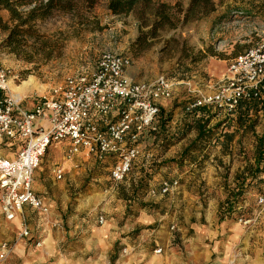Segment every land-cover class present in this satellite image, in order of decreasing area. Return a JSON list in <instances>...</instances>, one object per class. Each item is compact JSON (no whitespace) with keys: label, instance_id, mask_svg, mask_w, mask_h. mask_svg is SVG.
<instances>
[{"label":"rangeland","instance_id":"obj_1","mask_svg":"<svg viewBox=\"0 0 264 264\" xmlns=\"http://www.w3.org/2000/svg\"><path fill=\"white\" fill-rule=\"evenodd\" d=\"M75 1L78 3L74 11L68 13L54 12L46 18L36 21L34 28L38 36L28 37L25 41H22L21 46H6L4 41L8 36V31L0 28V61L12 76L10 85L19 86L23 81L33 85L22 96L49 93L53 87L66 77L91 71L99 56L109 51L126 54L130 57L131 64L128 68L131 75H127V77L132 81L149 82L159 76L171 79L174 82L173 93L170 98L164 100H171L176 96L171 101V104H174L173 102L176 99L185 95V98L188 97L189 99H182L181 101L182 104L186 103L185 107H187L196 97L211 94L215 91L219 80L227 73L231 61L248 48L259 45L264 38V0H212L214 2L212 12L199 20L160 31L159 36L155 38L148 49L138 55H132L128 50V46L138 33L137 20L133 14L112 15L107 10V0H98L90 10H86L82 6V0ZM154 1L167 2L181 9H186L189 3V0ZM28 8L26 7L24 10ZM242 9H251L255 12L257 10V13L247 14L241 12ZM0 14L11 26L12 22L9 21L8 12L5 11ZM171 39L174 40L170 41ZM12 48H15L16 51H12ZM184 48H187L189 53L193 52L192 54H196L201 50L206 55L198 61L190 62L188 57L183 55L182 50ZM209 50L215 52V55H210ZM180 77L183 78L180 79ZM161 108L159 111L160 127L157 123V134H151L152 136L143 140L141 143L143 145L142 154L134 162L130 172L122 182L114 183L109 178L108 168L101 165L104 162L100 164L92 161H79L78 158L70 162L64 159L63 152L59 147L51 146L45 152L34 172V187L41 194L43 185H51L53 189L50 191L45 189L43 196L53 199L50 196L54 193L59 198V202H68L66 209H57V212L53 214V219L59 220L58 223H50V219L46 220V215L51 211L49 208L47 214H40L32 209L26 210L22 220L29 234L25 237L20 235V225L7 221L0 211V241L5 242L9 249L5 258L0 260V264H20L22 257L11 251L17 241L24 245L25 255L21 256L27 260L42 258L40 255L43 250H48L56 244L58 253L56 255L52 253L50 258L52 262L56 260L60 264H70L72 259L86 254L93 256L92 258L100 259L99 254L102 250L108 249L106 259L114 263L119 258L120 253L124 254L125 252V244L121 238L127 232L120 233V228L127 219L132 221L138 216L139 212L144 210L161 214L168 205L173 207V203L168 201L169 199L164 200L162 198L158 202L156 197L164 195L167 198L173 195L178 186L184 183V179H174L177 184L165 195L160 191L161 182L174 181L163 177L165 173H162V181L158 186L152 184L151 178L146 192H139L138 195L132 196L129 200L119 198L117 195L118 184L128 183L132 179L137 180L136 178L140 175V168L155 172L163 162L176 160L180 157L181 152L179 151L173 154L176 155L175 157H164L159 161L158 155L163 152V148L165 150L167 148L164 144L158 150H155L152 145H148V148L144 150L148 140L151 141L153 138L155 140V136L168 134L169 127L167 125L169 122L161 127L160 120L168 115L171 119L174 114L171 109ZM206 108L214 113L217 116L216 118H221L223 115V119L221 118L218 121L220 126L231 123L229 120L230 112L214 107ZM184 113L188 117V113ZM199 115H202V112ZM190 118L189 124H194L195 120L192 116ZM253 118L257 120L254 127L255 133H261L264 129V113L259 112ZM185 124H188V122ZM185 124L181 126V129ZM236 131L238 133L235 134L234 138L236 139L237 149L235 154L237 159L243 162L244 157L247 158L251 154V150L248 152L246 148L248 146L247 142L252 140L253 143V137L251 132L243 133L242 128H238ZM187 135L189 137L185 142L189 144L196 136V128L192 127ZM212 142L214 141L212 140ZM212 146L219 147L215 144L210 147ZM147 149H151V151ZM215 161L214 164L218 166L216 167L217 175L221 176L217 189H220L223 195L216 206V216L219 220L229 219L233 223L243 226L246 236L245 242L240 245L247 244L249 246L246 253H250L253 245L255 248L261 249L257 253L258 258L256 259H254V251L251 252L254 262L249 255L246 256L242 252L244 261L241 258L237 264H264V202L258 203L257 201L259 196H264V176L262 177L263 183L259 185L258 189L253 188L249 189L251 192H244L245 199L243 203L233 207L231 215L226 214L220 218L218 205L226 197L222 186L225 182L224 177L226 182L230 184L234 173L232 174L230 170L231 159L228 162L221 158L215 159ZM142 164H146V167H143ZM55 165H59L63 169L64 173L60 179H57L52 172ZM185 165V163H182L181 166L184 167ZM201 166L202 164L195 168ZM163 167H166V165ZM169 167L171 168L172 165ZM175 168L180 170L179 166ZM195 176L192 181L197 179L195 186L198 187L200 193L202 189V196L199 194L200 197L197 202H185L183 208L180 204L175 207L180 210L186 206L187 214L185 216L187 218L183 220L181 216L179 218L180 223H178L177 218L168 226L169 231L173 232V235L179 241V246L183 241L180 238L182 235H184L185 242L191 244L192 257L196 254L198 246L202 244V233L189 227L190 222L196 220L192 214L200 213L197 221L202 223V208L206 209L208 201L212 197L218 196L215 189L208 187L209 184L207 185L201 179L202 176L199 172L195 173ZM74 181L79 182L77 187H74ZM70 182L72 183L71 187L68 185ZM36 184L40 185V188ZM61 184L64 189L70 191L65 200L62 199L63 192H60L61 189L58 187ZM127 189L131 192V188ZM152 189L155 192L154 195L150 194ZM86 191H90L87 193L88 195L85 194ZM93 193L94 197L92 199L90 195ZM87 196L91 198L89 201H92L88 205H86ZM160 202L164 204L162 205L163 210L158 207ZM80 203L86 206L76 210V206ZM143 203L146 206L140 207ZM121 212L123 213L121 214ZM100 217H102V221H100ZM111 218L115 219H113L114 222ZM175 225L183 227V233L182 230H177ZM44 227H48V229L43 232ZM56 229H59V234H55ZM151 229L152 227L150 231ZM251 230L253 231L250 232ZM138 232L133 231L134 236L139 234ZM131 234L128 235L132 236ZM240 255L237 254V256ZM234 257L235 253L232 251L231 260L227 264H235L236 260L234 263L232 262Z\"/></svg>","mask_w":264,"mask_h":264},{"label":"built area","instance_id":"obj_2","mask_svg":"<svg viewBox=\"0 0 264 264\" xmlns=\"http://www.w3.org/2000/svg\"><path fill=\"white\" fill-rule=\"evenodd\" d=\"M236 56L211 94L196 97L186 109L214 107L232 112L243 99L264 91V38ZM126 54L102 53L89 72L66 77L49 93L16 97L11 74L0 61V210L11 220L24 207L47 213L32 187L33 175L45 152L59 145L65 160L102 163L110 160L109 178L122 182L142 154L144 139L157 132L159 102L172 96L174 82L159 76L132 81ZM76 161V160H75ZM60 179L63 169L55 165ZM177 181H162L168 193ZM151 195L155 192L152 189ZM264 202V196L257 198ZM102 221V217L99 218ZM20 235L29 232L23 220ZM9 249L0 245V260ZM160 253L161 248H156Z\"/></svg>","mask_w":264,"mask_h":264},{"label":"crops","instance_id":"obj_3","mask_svg":"<svg viewBox=\"0 0 264 264\" xmlns=\"http://www.w3.org/2000/svg\"><path fill=\"white\" fill-rule=\"evenodd\" d=\"M126 73L127 75H131V71L129 68L127 69ZM183 97L176 99L175 102H173L174 104H171V101L174 100L176 96H174L171 100H162L159 102V106L162 107L161 109H171L172 113L174 114L172 115V118L170 119L167 125L169 127L168 134L157 136L155 140H153L154 138L152 139L153 141L148 140L146 142L147 146H144V150L148 148V145H152L155 150H158V148H161L162 144H164L167 148L166 150L163 149V152L158 155L159 161L162 160L164 157H175L176 155L173 154L179 151L181 152L182 149L188 144V142L185 141L188 140L187 137H189V135L184 137L181 135L183 127L186 126L185 123H189L191 120V116L187 114L189 118L186 117V114L184 113L185 111H183V108L186 103L182 104L181 101L182 99L189 98H185V95H183ZM216 117L217 116H215L211 120L209 126L219 124L218 121L221 120L223 115L221 118ZM183 124L185 125L181 129V126ZM168 142L175 143L167 145ZM247 143L248 146L246 150L248 149V152H250L249 150L252 149L253 145L252 140ZM55 147H59V145ZM230 149L231 153L223 155L220 147H209L208 157L201 162L202 166L197 169L195 168L196 165L193 164L185 165L180 170H177L173 166L171 168L169 166H159V168L156 170V173L152 176L153 185L158 186L160 184V182L162 181V173H165L163 174V177H167L170 181L174 179H184V183H179L180 185L178 186L176 192L173 195L168 196L167 198H165L164 195H159L158 197H156L158 202L162 198H164V200L169 199L168 201H171L173 203V207L171 205H168L166 209L162 211L163 213L161 214L155 211L144 210L139 212L138 216L135 219H132V221L130 219H127L124 225L120 228V233L127 232V234L121 238V240L125 244V252L124 254L120 253L119 258L114 261V263H111L106 259L108 249H105L102 250V252L99 254L100 259L92 258L93 256L86 254L84 256H79L78 258L72 259V262L70 264H227L231 260L230 255L232 251L235 253V257L232 260L233 263L236 260L235 264H237V262L243 257L242 252L245 253L246 256L249 255L250 258L253 259V257L251 256V252L254 251V259L258 258L257 253H259L261 249L255 248L253 245V248L251 249L250 253H246L247 247L249 246L247 244L243 246L240 245L245 242L246 236V233H244L243 226L237 223H233L229 219L219 220L216 216V206L219 200L222 199L223 195L220 189H217L221 176L217 175L218 172L216 167L218 166L214 164L216 162L215 159L221 158L227 162L231 159L232 164L230 170L232 171V174L236 171L241 170V168L243 167V162L241 160H238L237 155L235 154V151L237 150L236 139H234V141L231 143ZM147 150L151 151V149ZM142 165L143 167H146V164ZM197 172H199L202 176L201 179L204 180L207 185L209 184L208 187H212L215 189V192L218 194V196H214L208 201V206L206 209L202 208V223L197 221L198 217L200 216V213L192 214V216L196 220L190 222L189 227L198 230L200 233H202V244L198 246L199 248L198 250H196V254L192 257L191 244L185 242L184 235H182L180 238H182L183 241L182 243H180L181 246H179V241H177V239L173 235V232L169 231L168 226L174 222V219L177 218L178 223H180L179 218L181 216L183 217V220L187 218L185 216V214H187L186 206L184 207V209L180 210L176 209L175 207L180 204L183 208L185 202H197L200 197L199 194H201L202 196V189L200 193L198 187L195 186V183H197V179H194V181H192L193 178L196 177L195 173ZM73 183L74 187H77L79 185V182L74 181ZM68 185L69 187H71L72 183L70 182L68 183ZM36 186L40 188V185L36 184ZM32 187L34 193L37 196L41 197L43 202L49 208V210H51L48 214L41 213L39 211L37 212L40 214H47L46 220L50 219V223H58L59 220L53 219V214L57 212V209H66L68 202H59V198L54 193H52V196H50L53 199H49L48 197L46 198L45 196H43V194L45 193L43 191L45 189L46 191H50L51 189H53L51 185H43L41 188V194H39L36 188L34 187V181L32 182ZM58 187L59 189H61L60 192H63L62 199L65 200L67 198V195L70 194L69 189H64V186L62 184ZM88 192L90 191H86L85 194H87ZM90 197H92L93 199L94 193L91 194ZM90 197H86V205L92 203V201H89V199H91ZM86 205L80 203L76 206V210L81 209ZM162 205L164 204L160 202L158 205L159 209H162ZM28 209L31 208L24 207L22 215L17 213L13 219H5L9 222L18 223L22 228V216L24 212ZM122 213L123 212H121V214ZM111 219L113 221L114 218ZM151 227L152 229L150 231ZM182 228L183 227L181 226H177V230H182L181 232L183 233L184 229ZM46 229H48V227H44L43 232L46 231ZM135 230L139 231V234H136L134 236L133 231ZM252 231L253 230H251L250 232ZM59 232V229H56L55 234H59ZM128 234H131L132 236ZM2 243L5 242L0 241V245ZM155 247L161 248L162 252L160 254L154 253L153 250ZM24 250V245H22L21 242L18 241L15 243L14 248L11 250L12 253H16L19 257H22V259L20 260V264H60V262L56 260L52 262L50 259L52 257V253L55 255L58 253L56 244L52 245V248L48 250H43L40 255L42 258L40 259L33 258L27 260L23 258V256L25 255ZM238 253L241 255L237 256ZM254 259L252 260L253 262ZM242 260L244 261V258H242Z\"/></svg>","mask_w":264,"mask_h":264},{"label":"trees","instance_id":"obj_4","mask_svg":"<svg viewBox=\"0 0 264 264\" xmlns=\"http://www.w3.org/2000/svg\"><path fill=\"white\" fill-rule=\"evenodd\" d=\"M97 1L82 0L81 4L86 10H90ZM77 3L75 0H0V13L7 11L9 21L12 22L10 26L8 21L4 20L0 14V28L8 31V36L4 41L5 45L12 47L21 46L22 41H25L28 37L38 36L34 28L36 21L44 19L54 12H72L76 9ZM26 7L29 8L24 10ZM106 7L112 15L133 14L135 16L138 24V33L136 38L130 42L128 50L132 55H138L151 46L155 38L159 36L160 31L201 19L214 10V2L212 0H189L186 9H181L177 8L178 6L176 7L163 1L107 0ZM241 12L251 14L257 13V10L255 12L251 9H242ZM172 40L174 39L170 41ZM11 50L16 51L15 48ZM182 51L183 55L188 57L190 62L198 61L206 55L201 50L196 54H192L193 52L189 53L187 48H184ZM208 52L210 55H215V52L211 50ZM182 78L180 77V79ZM184 111L190 114L195 122L194 124H186L181 135L183 137L186 136L188 131H191L192 127H194L196 128V136L181 151L178 159L169 162L165 161L160 165L162 167L172 165L173 167L179 166L182 169V163L200 166L201 162L207 158V151L211 145H218L222 154H228L231 153L230 145L235 138V134L238 133L236 129L242 128L243 133L251 132L253 145L250 156L244 157L243 167L233 174L231 183H227L224 177L225 182L222 185L226 197L218 205V215L220 218L226 214L231 215L233 207L243 203L245 199L244 192H251L249 189L253 188L258 189L259 185L263 183L264 129L261 133H255L254 127L257 124V120L253 117L259 112L264 113V91H262V96L241 100L229 116L231 123H225V126H220V124L209 126L215 114L211 113L206 106L195 107L190 110L188 109V111L184 106ZM200 112H202V115H199ZM159 116L160 113L157 118L158 125ZM169 121L170 116H165L163 120H160L161 127ZM155 133L157 134V132ZM172 143L175 142H168L167 145H171ZM101 165L108 168L110 160H106ZM155 173L156 171L149 172L140 168V175L136 178L137 180L132 179L128 183L126 182L127 184H118V197L129 200L132 196L138 195L139 192H146L152 175ZM127 188H131V192ZM145 206L146 204L144 203L140 205V207Z\"/></svg>","mask_w":264,"mask_h":264},{"label":"bare ground","instance_id":"obj_5","mask_svg":"<svg viewBox=\"0 0 264 264\" xmlns=\"http://www.w3.org/2000/svg\"><path fill=\"white\" fill-rule=\"evenodd\" d=\"M33 87L32 84H29L27 81H23L19 86L10 85L12 92L16 97H22L27 91H29Z\"/></svg>","mask_w":264,"mask_h":264}]
</instances>
